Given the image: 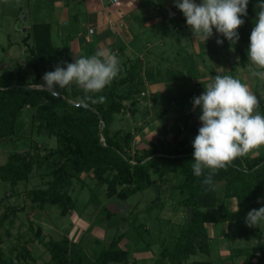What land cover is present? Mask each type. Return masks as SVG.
<instances>
[{
	"label": "trees",
	"instance_id": "obj_1",
	"mask_svg": "<svg viewBox=\"0 0 264 264\" xmlns=\"http://www.w3.org/2000/svg\"><path fill=\"white\" fill-rule=\"evenodd\" d=\"M256 17L253 14L243 17L250 34ZM33 33L31 44H27V38L23 41L30 75L27 77L20 67L17 74L11 70L0 73V142L17 136L16 129L24 110L32 111V131L35 130L37 135L54 137L57 142L56 148L44 155L38 151L13 152L0 164V180L12 188L28 180L35 168L48 170L50 179L45 186L26 193L33 207L44 209L47 205L53 206L59 210L60 216H66L74 206L71 196L73 180L79 179L82 174H91L97 186H105L106 197L121 202L154 187L157 196L149 204V208L158 207L162 203L161 180L171 173L174 177L181 178L174 190L178 192L177 204L184 208L186 218L175 245L171 249L163 248L152 264H184L190 257L206 249V224L246 217L258 204L257 200L263 198L264 154L236 159L226 171L220 170L213 177L214 184L210 189L202 184L203 176L196 177L193 174L192 143H188L186 138L180 139L181 132L178 130L171 147L163 148L162 144L151 143L147 148L131 155L134 135L129 131H112L111 124L118 114L134 113L136 97L141 94L144 86L141 76L133 67L128 68L125 73L121 72L111 86L99 94L105 97L102 103L93 102L98 99L97 96L86 95L75 85L60 89V97L54 96L36 85L42 84L43 75L54 71L57 64L72 63L74 60L68 47L51 46L46 27L37 25L33 28ZM1 50L4 49L0 47ZM246 53L248 52L243 51L242 60L246 59ZM127 101L129 104H124ZM79 102L87 104L91 109L77 105ZM260 105L259 112L264 115L262 101ZM93 110L102 117V135L99 130L100 120ZM185 127L195 139L198 129L192 124ZM228 198H235L238 202L236 211L218 216L209 212L211 208L222 206L223 200ZM2 201L1 199L0 205ZM188 208L193 214L192 219L186 211ZM22 210V206H6L0 215V228L3 222ZM110 218L111 212L107 211L106 225ZM97 219L94 225L97 224ZM122 220L127 223L128 228L117 232L110 243L97 253L86 252L82 244L68 247L65 237L60 241L45 243V249L50 254V264H135L133 259L130 261L129 251L119 244L130 228H142L147 232L149 228L129 221V216ZM34 236L40 239L39 226ZM95 242L97 245L101 241ZM257 252L264 256V244H257L252 249V255ZM15 257L33 259L26 247H21ZM0 264H14L11 259L5 258L1 237ZM190 264L209 263L193 261Z\"/></svg>",
	"mask_w": 264,
	"mask_h": 264
},
{
	"label": "crops",
	"instance_id": "obj_2",
	"mask_svg": "<svg viewBox=\"0 0 264 264\" xmlns=\"http://www.w3.org/2000/svg\"><path fill=\"white\" fill-rule=\"evenodd\" d=\"M195 2L200 3L201 0ZM23 3H26L28 14L27 10L23 11ZM0 9L11 18L24 14L25 25L19 32L23 34L22 41L27 38V44H31L33 28L38 25L46 27L51 46L68 47L73 60L79 56H91L101 48L115 53L121 61V72L125 73L133 67L144 83L141 94L136 97L137 108L143 104L151 108V113L157 108L156 117L165 116L164 121L172 123L169 127L173 131L178 130L179 124H192L198 130L202 126L199 120L202 112L200 108H194L193 98L204 92V86L211 82L209 77L217 75L218 67L225 70L221 75H231L248 84L261 100L258 89L262 87L264 90V79L251 76L256 66L248 60L247 53L246 59L242 60L243 51L248 52L250 46L248 41L251 34L246 21L237 30L240 39L235 45L229 42L218 45L216 40L222 36L215 29L213 37L205 43L196 41L183 13L175 6V0H121L117 5L111 4L110 0H0ZM89 28L94 32L87 37ZM3 49L6 50L5 47ZM25 49L24 45V52ZM14 65L15 71L20 67L27 77L30 75L28 65L24 66L21 62H14ZM137 108H134V113H137ZM145 113L148 116V112ZM143 128H138V135H134V139L140 142L136 145L137 150L147 148L151 143L161 144L157 132L147 133L149 128ZM174 135H167L163 148L172 146ZM189 135L187 141L191 144L194 136L189 132L183 131L179 138ZM169 136H172L170 140ZM262 154L264 147L258 150L257 155ZM166 175L160 183V198L163 191L166 199H169L173 184L176 183L172 184L170 191L166 189L164 185L169 184L164 180ZM260 200L255 209L264 207V196ZM161 201L164 202V199L161 198ZM238 207L235 198H228L223 200L222 206L211 208L209 212L212 213L216 208L219 209L218 215L231 213ZM245 218L222 219L217 223L206 224V249L190 257L184 264L193 261L209 264H264V256L259 252L252 255V249L257 244H264V222L257 228H250ZM94 222L93 227H97ZM209 226H213V233L209 232ZM246 237L251 238L249 247H243Z\"/></svg>",
	"mask_w": 264,
	"mask_h": 264
},
{
	"label": "rangeland",
	"instance_id": "obj_3",
	"mask_svg": "<svg viewBox=\"0 0 264 264\" xmlns=\"http://www.w3.org/2000/svg\"><path fill=\"white\" fill-rule=\"evenodd\" d=\"M257 3L258 0H249L248 15L257 16ZM25 4L23 3L24 12L27 10ZM26 12L28 14V10ZM22 14L17 18H11L6 12L2 13V9H0V47L6 48L5 51H0V73L11 70L17 74L14 62H21L24 66L27 65V53L23 50V34L19 32L25 25L23 21L24 14ZM219 39L228 42L223 36ZM9 43L10 47L7 48ZM248 45H250V41H248ZM258 92L264 104V90L262 87L258 89ZM134 108H137V105ZM137 109V113L125 112L116 115L111 124V130L129 131L137 136L139 133L137 132L138 128H149L147 133L157 132L160 137L158 139L164 147L167 135L176 132L170 129L171 122L164 121L166 118L161 115H157L158 119L156 117L157 108L154 109L153 113L150 111L151 108L143 104ZM260 109L261 105L259 104L258 111ZM146 111L148 116H146ZM31 115V110H24L16 129L17 136L11 140L0 142V164H3L7 156L13 152L33 153L38 151L41 155H44L56 148L57 142L54 137L37 135L35 130H31ZM179 126L177 127L179 132H189L185 125L179 124ZM134 137L131 155H134L137 151L136 145L140 143L137 142L139 139H134ZM171 137L169 136V140ZM189 137L190 135L186 139ZM191 139L193 140V138ZM165 178L164 180L168 181L169 184L164 186L169 191L173 188V183H178L181 180L180 177H174L173 174L166 175ZM49 179L46 168H35L28 180L20 182L14 188L0 180V200H3L0 205V215L4 212L6 206L23 207V210L18 212L15 217L3 222L0 228L2 250L5 258L11 259L14 264H50V254L46 251L44 244L51 240L60 241L62 237L67 239L68 247L82 244L86 252L97 253L102 247L110 243L117 232L120 233V231L128 228L127 223L122 220L125 216H129V221H134L137 225L143 224L146 228H149L148 232L142 228L140 230L130 228L127 236L119 244L121 248L129 251L130 261L133 259L136 262L135 264H152L159 257V253L163 248L171 249L175 245L177 237L182 232L186 213L184 208L177 204L179 196L174 189H172L169 199H166L167 196L165 195V197L162 191L161 198L164 199V202L158 207L149 208V204L157 196L154 187L121 202L115 198L106 197L105 186H97L91 174H82L79 179L73 180L71 196L74 206L72 210L66 216H60L56 207L47 205L44 209H39L33 207L26 197L27 191L43 188ZM107 211L111 212V218L106 225ZM212 211L213 215L218 216L219 209L215 208ZM94 217L98 218L97 227H93ZM38 226L41 228L40 239H42V242L34 236ZM208 230L212 232L213 226H209ZM97 240H101V242L95 245ZM250 240L251 238L246 237L243 247H249ZM21 247H26L30 251L33 257L32 260L15 257ZM209 260L213 261L212 259Z\"/></svg>",
	"mask_w": 264,
	"mask_h": 264
},
{
	"label": "clouds",
	"instance_id": "obj_4",
	"mask_svg": "<svg viewBox=\"0 0 264 264\" xmlns=\"http://www.w3.org/2000/svg\"><path fill=\"white\" fill-rule=\"evenodd\" d=\"M249 0H175V6L183 13L186 24L196 41L204 43L213 37V29L231 45L239 39L238 29L245 23ZM254 27L250 35L248 60L255 65L252 77L264 79V0H258ZM223 40L217 39L218 45ZM122 71L118 56L107 48H101L91 56L75 57L74 62H61L54 71L46 72L43 83L37 87L59 95L60 89L75 85L84 93L97 96L93 102H103L99 95ZM224 68H217V75L204 92L193 98L194 108H200L201 127L192 142L194 149L191 167L196 177H204L202 184L213 186V177L220 170H227L241 157L257 155L264 147V115L259 111L257 96L248 84L231 75H221ZM261 200L258 199L257 203ZM264 222V207L247 213L248 227H258Z\"/></svg>",
	"mask_w": 264,
	"mask_h": 264
},
{
	"label": "water",
	"instance_id": "obj_5",
	"mask_svg": "<svg viewBox=\"0 0 264 264\" xmlns=\"http://www.w3.org/2000/svg\"><path fill=\"white\" fill-rule=\"evenodd\" d=\"M24 88H29V87H28V86H24ZM255 95H256L257 98H258L259 104H261V100H260L259 96H258L256 93H255ZM57 96L60 97V95H57ZM76 104H77V105H81V106H83V107H85V108L91 109L87 104H85V103H83V102H79V103H76ZM93 111H94V113L97 114V116H98V118H99V120H100V123H99V130H100V134L102 135V131H103V127H104V124H103V121H102V117H101V115H100L96 110H93ZM186 211H187V213L190 215V219H192L193 214H192L191 210L188 208Z\"/></svg>",
	"mask_w": 264,
	"mask_h": 264
},
{
	"label": "built area",
	"instance_id": "obj_6",
	"mask_svg": "<svg viewBox=\"0 0 264 264\" xmlns=\"http://www.w3.org/2000/svg\"><path fill=\"white\" fill-rule=\"evenodd\" d=\"M121 0H110V3L113 5H117L120 3ZM94 30L89 28L88 29V33H87V37H89L91 34H93Z\"/></svg>",
	"mask_w": 264,
	"mask_h": 264
}]
</instances>
